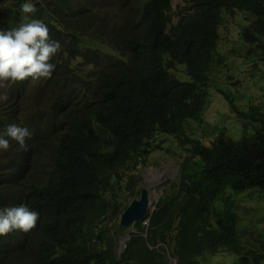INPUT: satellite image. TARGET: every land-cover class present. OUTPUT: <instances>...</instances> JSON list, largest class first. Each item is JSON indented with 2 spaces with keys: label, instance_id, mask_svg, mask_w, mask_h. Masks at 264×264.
I'll list each match as a JSON object with an SVG mask.
<instances>
[{
  "label": "trees",
  "instance_id": "trees-1",
  "mask_svg": "<svg viewBox=\"0 0 264 264\" xmlns=\"http://www.w3.org/2000/svg\"><path fill=\"white\" fill-rule=\"evenodd\" d=\"M24 2L0 0V29L40 19L62 47L50 78L7 81L0 101V133L10 124L32 133L27 151L10 141L0 161V209L39 213L30 232L0 237V264H205L206 253L224 251L264 264V229L236 211L244 192L264 198L263 76L243 103L222 92L239 139L221 129L206 143L189 126L217 91L222 54L264 64V0H188L177 17L171 0H30L34 15ZM172 151L175 190L119 250L117 220L139 192L141 166Z\"/></svg>",
  "mask_w": 264,
  "mask_h": 264
},
{
  "label": "rangeland",
  "instance_id": "rangeland-1",
  "mask_svg": "<svg viewBox=\"0 0 264 264\" xmlns=\"http://www.w3.org/2000/svg\"><path fill=\"white\" fill-rule=\"evenodd\" d=\"M171 3L172 15L177 17L179 15V8H183V5H187L188 0H171ZM239 17L240 14H235L233 18L223 23L220 27L222 33H229V30L237 23ZM244 23L245 20H241V26H243ZM227 37H229V35H227ZM236 55L237 52H227L221 55L226 67L223 65L217 68L218 74L215 84L217 85V91L214 90L213 87L210 88L211 99L203 112L202 122H190L189 124L193 132L200 131L199 137L203 138L202 140L206 143H208V141L215 136L216 132H219L221 129H226L228 135L230 134L233 139L240 138V121L230 109L222 92L232 93L236 100L237 97H239L241 103H243V98L249 99L253 96L254 79L261 75L263 77L259 78L255 88L257 90L262 89L264 101V64L258 62L257 68L252 69L253 60L247 59V62H245V60L242 62L245 64L244 66H239V60L236 58ZM180 68L183 69L182 67ZM213 72L214 69H211L209 73L210 76ZM176 76L182 80H189V76L185 72H183L182 75L176 74ZM6 90L7 81L0 82V94H4ZM237 103L240 105L239 102ZM28 108L29 107L26 106L25 111H27ZM9 153L10 149L6 151L0 150V161L7 160L10 157ZM160 153L161 154H150L147 165L141 166V181L137 186V188L146 187L148 189L152 204H155L159 197H163L175 190L171 187V184L175 181L174 178L180 161L178 154H173V151L169 154L165 152ZM246 194L247 193L244 192L237 197L238 205L236 211L240 219L245 220L246 225L254 226L258 230H263L264 198H258L257 196L247 198ZM135 197H137V194L133 193L129 196V199ZM120 227L122 230L119 237L118 249L124 247V242L129 237V233L135 232V227L133 225L129 227ZM122 240H124L123 244ZM169 258L170 256H168V259ZM200 261L205 264H239L237 256L226 251L218 252L216 254L206 253L200 258ZM169 263L175 264V260L171 258L169 259Z\"/></svg>",
  "mask_w": 264,
  "mask_h": 264
},
{
  "label": "clouds",
  "instance_id": "clouds-1",
  "mask_svg": "<svg viewBox=\"0 0 264 264\" xmlns=\"http://www.w3.org/2000/svg\"><path fill=\"white\" fill-rule=\"evenodd\" d=\"M20 7L23 13L29 15H34L37 11L35 4L30 0H25ZM61 47L59 41L50 39L49 28L40 19L21 22L17 27L8 30L0 29V82L11 81L14 83L27 78L33 80L50 78L56 67L51 61L59 53ZM224 64L223 61V64L218 67ZM5 100H7V95H0V101ZM31 135L32 133L27 127L10 124L3 133H0V150H8L11 147L10 141H15L20 149L27 151L26 139ZM141 188L143 187L138 188L139 192L136 193L137 197L135 198L139 197ZM135 198H132L129 203ZM156 203L152 204L151 199L152 205L149 206L147 215L134 225L135 230L140 221L142 224L148 225L150 213L154 210ZM121 214L117 220L119 226H123L120 224ZM38 220L39 213L25 204L2 208L0 209V237L7 236L14 230L28 233L36 227ZM123 242L124 240H122V244ZM171 258L177 264L176 259L170 256L169 259Z\"/></svg>",
  "mask_w": 264,
  "mask_h": 264
},
{
  "label": "water",
  "instance_id": "water-1",
  "mask_svg": "<svg viewBox=\"0 0 264 264\" xmlns=\"http://www.w3.org/2000/svg\"><path fill=\"white\" fill-rule=\"evenodd\" d=\"M149 208L148 190L141 188L138 198L133 199L120 217V224L123 226L135 225L139 220L144 219Z\"/></svg>",
  "mask_w": 264,
  "mask_h": 264
},
{
  "label": "bare ground",
  "instance_id": "bare-ground-1",
  "mask_svg": "<svg viewBox=\"0 0 264 264\" xmlns=\"http://www.w3.org/2000/svg\"><path fill=\"white\" fill-rule=\"evenodd\" d=\"M148 199H149V204H150L151 199H150V196H149V192H148ZM150 205H151V204H150Z\"/></svg>",
  "mask_w": 264,
  "mask_h": 264
}]
</instances>
